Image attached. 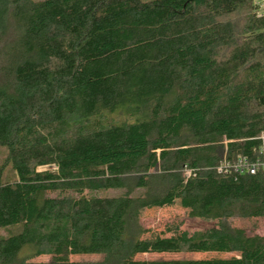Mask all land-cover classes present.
Here are the masks:
<instances>
[{
  "label": "trees",
  "instance_id": "obj_1",
  "mask_svg": "<svg viewBox=\"0 0 264 264\" xmlns=\"http://www.w3.org/2000/svg\"><path fill=\"white\" fill-rule=\"evenodd\" d=\"M262 131L254 0H0V264H264V235L230 222L264 219V172L220 169ZM89 199L105 225L27 213ZM174 200L215 224L142 225ZM179 252L233 255L135 258Z\"/></svg>",
  "mask_w": 264,
  "mask_h": 264
},
{
  "label": "rangeland",
  "instance_id": "obj_2",
  "mask_svg": "<svg viewBox=\"0 0 264 264\" xmlns=\"http://www.w3.org/2000/svg\"><path fill=\"white\" fill-rule=\"evenodd\" d=\"M3 149L0 148V162L3 158ZM90 206V213L88 215H77L74 212L66 210H36L31 203L28 204L27 213L37 215H68L75 223L98 222L102 225L106 224L105 212L108 208V202L104 200L87 201ZM142 225L148 228L151 232L157 234L169 233L164 232L166 227L174 226L179 222L180 229L192 232L208 228L215 224V221H206L200 218L188 217L186 211L179 205L178 201H169L163 206H154L143 210L140 216ZM233 226L244 228L248 234L264 235V219L260 217L242 218L233 217L230 219ZM147 236V234H146ZM233 253H214V252H179V253H140L135 256L136 259H169V258H211L221 257L226 258L232 256ZM50 258L48 255H41L34 260L46 261ZM100 258L99 255H73L71 260H94Z\"/></svg>",
  "mask_w": 264,
  "mask_h": 264
},
{
  "label": "built area",
  "instance_id": "obj_3",
  "mask_svg": "<svg viewBox=\"0 0 264 264\" xmlns=\"http://www.w3.org/2000/svg\"><path fill=\"white\" fill-rule=\"evenodd\" d=\"M254 3L257 7V12L259 15L264 14V0H254ZM258 139L260 140L259 147L257 149V156L254 159H250L247 157H238L232 163H228L225 159L222 161L220 165V169H224L227 171L228 169H232L235 172L243 173H256V172H264V131L258 135Z\"/></svg>",
  "mask_w": 264,
  "mask_h": 264
}]
</instances>
